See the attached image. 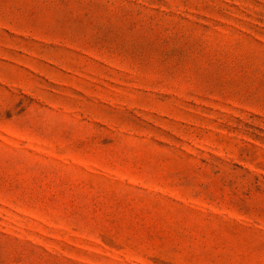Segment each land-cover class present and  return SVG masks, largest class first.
I'll use <instances>...</instances> for the list:
<instances>
[{"label": "rangeland", "instance_id": "obj_1", "mask_svg": "<svg viewBox=\"0 0 264 264\" xmlns=\"http://www.w3.org/2000/svg\"><path fill=\"white\" fill-rule=\"evenodd\" d=\"M0 264H264V0H0Z\"/></svg>", "mask_w": 264, "mask_h": 264}]
</instances>
